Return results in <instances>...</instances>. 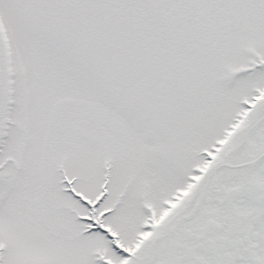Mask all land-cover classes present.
<instances>
[{"label": "snow or ice", "instance_id": "6c2138e0", "mask_svg": "<svg viewBox=\"0 0 264 264\" xmlns=\"http://www.w3.org/2000/svg\"><path fill=\"white\" fill-rule=\"evenodd\" d=\"M0 264H264V0H0Z\"/></svg>", "mask_w": 264, "mask_h": 264}]
</instances>
